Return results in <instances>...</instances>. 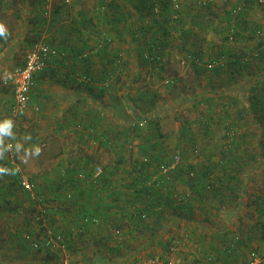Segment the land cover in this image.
<instances>
[{"label":"trees","instance_id":"1","mask_svg":"<svg viewBox=\"0 0 264 264\" xmlns=\"http://www.w3.org/2000/svg\"><path fill=\"white\" fill-rule=\"evenodd\" d=\"M109 1L110 0H100L96 10V18L90 17L88 13H79L81 20H79L78 23V21L76 22L72 18L71 13H67L68 15H66L68 20L72 19L71 25H69L68 28L71 32L78 34V36L83 34L82 30L89 33L88 30L91 31L92 29L93 31L94 28L100 26L101 31H97V33L94 31V35H96L94 47L90 45L91 42L85 43V47L83 50L78 51L76 57L84 67L91 69H94V67H101L99 79L97 78V74L93 73L90 69L80 76V79L87 81L90 85L98 83V81L99 83L101 82V89H99L98 92L101 99L104 95L112 94L111 92L116 85L122 83L123 67H137L140 70L150 65L153 72L157 70L163 71L164 54L169 47V36L171 34L175 33L183 38L184 41L182 42L185 49L189 42L195 40L194 28L187 23L188 17L185 15L180 16L182 11L179 0H123L133 6L136 17L135 20L129 18L124 12V8H122L120 4L121 0ZM175 2L179 4V11H175ZM211 2L212 0H206L205 5H203L202 1H200L196 6H207L209 8L212 5ZM258 5H261L258 0H238L233 9L228 11L226 19L227 26L225 29L228 31L229 35L224 37L225 43L232 44V42L247 39L249 35V40L260 41L256 47L240 52L232 47L223 48L221 53L217 55V59L220 57L226 58V65L212 70L202 68L201 65H197L194 62L191 63L193 70L197 74L209 73L214 77L212 81L209 80L204 92L200 91L197 93L198 98L196 99L197 103H195V108L200 105L205 106L206 112L202 114L205 121L202 124L205 128L203 131L206 133V136L212 132L215 117L221 120L227 119L231 117L230 109L232 105L237 107L244 103V106L238 111V118L242 119V116L249 117L256 125L257 129V147L260 158L252 160L253 163L243 162L242 158L244 156L240 153L239 143H236L237 132L235 130L230 135L231 144H229L228 149L224 151L221 163L210 165L202 164L198 167L190 166V168L182 166L183 158L185 157V149L183 150V148H180L171 157L166 154L168 151L164 145L165 135L161 132V123L158 115L156 113L151 115L148 112H144V109L141 110L142 112L138 113L134 108V104H132L133 101L131 99L127 101L125 95H123V100L115 96L113 97L114 99H112L116 102L113 105H120L119 114L117 115L116 112L112 113L114 117L113 120H116L117 123L125 127L124 130H121V128H114L110 123L109 125L111 128L109 129L113 131L114 136L109 134L110 131L108 129L109 133L106 131H101V133H99L92 125L86 128L82 122L78 120L73 121V126H76V129L80 127L85 133L96 136V139L101 141V147L113 150L117 155L118 165L116 164L115 167L112 165L102 167L90 161V163L86 165L87 167L85 170L62 169L59 172L60 180H58L56 185V191L61 192L62 195H65L69 200L73 199L72 194L71 198L68 197L70 195L69 189L73 186H77L78 182L85 184V186L95 194L101 193V203L99 202L96 207L93 208V211L90 210L89 207H86V213L84 215L80 214L81 211L77 212L79 220L73 229L76 231V229L80 227L81 222L87 217L98 219L100 223L99 226L95 227V230H101V246L96 245V249L98 248L97 251H99L100 247L101 250H103V247L108 244L106 242H109L110 239L115 241L116 238L119 239L117 245L106 250L105 258L113 261V258L121 257L120 249L125 247L128 235L130 234L128 229L132 228V232L137 231L143 233L147 229L153 228L152 226H155V220L152 219V216H158V220L160 221L162 216L167 213H172L176 219H178L177 216H179L180 221L186 218L189 222L193 223L195 221L196 209L201 207L199 210L205 212V209L211 208L210 202H213L214 204L212 205L218 210L215 211L213 216L220 220L219 223L225 225V220H222V218L230 220V233H223L221 236L217 237L224 248H221L220 245L216 246V248L210 245V249L214 251L211 250L212 253H206L201 256V259H197L194 264H233L234 261H237L235 260V255H237L242 248L250 249L254 241L264 242V221L261 220V218H264V184L262 186L263 189L257 192H252L253 187H251L253 181L251 179L252 173L264 167V37L260 34L264 30V27L258 24L259 21L254 15H251V13L254 12V7ZM63 6H61L60 9H56L55 12L63 11V13H65V8ZM65 6L70 7L71 4H65ZM156 8H159L161 11L160 17L157 16L155 12ZM190 8L191 6L189 4L184 7V9ZM47 10V15L44 17L45 20L43 22L50 21L52 10ZM174 15H179V19L172 20ZM93 19H95L94 27L92 23ZM143 20L149 21L150 25H142L141 22ZM178 25L181 26L180 29L176 28ZM194 25H196V23H194ZM108 26H111L112 30L113 26H122L123 32H120L118 36L119 46L127 45L125 42V32L130 34L129 40L131 44L128 46V48L130 47L128 55H133L131 60L133 64L130 66L129 63L123 64L122 51L117 49V45H115L116 40L111 33L108 32ZM198 27L201 29V26ZM88 35V38H90V34ZM230 37H232V41H230ZM48 44L56 48L50 43ZM186 52L187 55H190L192 58L201 60V53L199 50H188ZM59 60L60 59H55L52 61L51 66ZM119 60H122L120 64H118ZM95 61H98V63L96 64ZM138 69L135 68V70ZM1 85L4 87L3 81ZM168 86H170V84ZM8 89L7 87L4 88L5 91H8ZM33 89L30 99L33 94ZM149 92L150 91L144 93L143 91H139L141 96L144 97L141 102L143 103V101L146 100L154 105L156 103L155 98L157 93L151 91V94H148ZM180 98L182 99L180 100ZM179 100L178 108L188 104V100L184 99L183 96H179ZM200 100L203 101L200 102ZM146 101H144V103ZM127 108L136 112L127 114ZM10 112L11 108L9 111V120L12 121L13 127V124L20 119L21 115L13 122ZM105 119L101 111V125L103 120L105 121L104 124L106 123ZM12 127L9 129L10 133H12ZM144 127L146 129L145 132L143 129ZM101 128L103 127L101 126ZM192 132L191 128L184 126L180 133L182 141L187 145L198 143V138L193 137ZM132 134H134V136ZM134 137H138L142 141L138 146V154L142 159L141 161H136V165L134 164L132 169L129 167V169L125 170L124 168L122 169L126 164L124 154L131 153L135 142ZM120 138H124V140L119 141ZM96 139L94 137V141H97ZM242 139L245 138L243 137ZM177 154L180 156L181 164L175 171L176 173H173L175 175L173 177L171 174V177L161 175L162 169L169 167V164L173 162ZM248 156L245 155L246 158H248ZM16 161L18 162V154ZM97 166L102 167L103 174L99 180L93 183L91 179L93 178L94 169ZM0 168L7 169L5 173H0V177L4 176L8 180L5 184L0 183V209H2L3 212H9L14 215L26 212L32 215L31 218H35L34 214L36 215V213H38V206L40 204V206L46 210L45 218L43 214H40L43 220L37 223L40 229L38 234L33 231V227L37 226L34 224L33 219H27L23 226V231L15 233L20 244L33 251H46L50 257L49 260L59 259L57 254L66 256L78 250L77 244L81 241H85V237L92 231L91 228L86 227L85 232L74 234V231H72L73 229L70 231L64 228V221V225H58L61 223V218L64 216L62 215L60 218H57L56 214L53 213V208H47V205H50L52 202L48 200L44 192L40 190L38 181L34 177L28 178L31 183L34 184L35 194L39 197V200L32 199L31 194L21 187L20 182L23 175L13 162L0 161ZM242 173H245V176H242ZM79 174H84L88 182L84 183L80 181L77 178ZM153 177L159 178V182L162 184L155 187L147 186V183L152 180ZM117 178H119L120 182L118 181V183L120 184L115 185V180ZM242 182L243 184H241ZM179 183L186 186L187 191H189L188 193H183L180 197L176 194L178 191L177 185ZM17 193H20V195L28 201V206H30L29 210L25 207L24 202L20 201L19 197H17ZM104 196L109 199L107 203L103 200ZM244 199L247 200L246 206L248 209L252 210V214L256 213V215L259 216L255 218L250 215L251 213H246L245 216H250L251 219L254 217L256 222L254 226H247L249 228L243 227L245 230L242 234L241 231L238 230H242L241 224L243 225L242 220L240 221V210L243 207L242 202ZM99 208H101V214L97 212ZM121 215H123L120 219L121 223H117L116 216ZM108 222L116 224L111 230L112 233L110 228L106 226ZM201 222L204 225V231L199 232V229L196 230L192 228L191 235L195 238H199L200 236V239L210 240L211 237L208 235L211 230L205 227L204 221ZM233 225H235V228H232ZM45 226L46 228L52 229L54 234L59 233L63 236L64 244L66 245L65 254L62 252H53L40 243L45 234ZM236 228L238 230H236ZM213 231L220 232L222 229L221 227H217L216 230ZM33 233L37 234V237L33 235ZM254 233L257 234L256 238L253 237ZM188 234L190 233L188 232ZM188 234L186 236H188ZM230 234L232 235L229 240ZM74 235L77 237V242L73 241ZM233 235L235 236L232 237ZM27 237H30L31 241L38 244L36 249L33 248V245L28 243L29 240H27ZM175 239L176 238H171L168 243L163 246V254L166 255L171 249L173 250L177 247L175 245L176 243H174ZM178 240L181 241L180 239ZM190 240L194 242V240ZM189 245L195 244L191 243ZM251 250L252 252L251 256H249V260L237 261L235 264L253 263L254 260L260 256V249L252 248ZM137 262L139 261L136 259L134 263ZM164 262L168 264L167 260ZM260 264L264 263L261 262Z\"/></svg>","mask_w":264,"mask_h":264},{"label":"rangeland","instance_id":"2","mask_svg":"<svg viewBox=\"0 0 264 264\" xmlns=\"http://www.w3.org/2000/svg\"><path fill=\"white\" fill-rule=\"evenodd\" d=\"M206 0H179L180 5H181V15H185L188 17L187 23L191 25V27L194 28L195 32V40L192 42H189L187 45V48L185 49L184 44L182 41L183 38L179 37L177 34H171L169 36V47L166 49L165 54H164V67L163 71H154L152 70V67H143V69H138V70H133L134 67H123L124 70L122 72V83L116 85L114 90L111 92L112 94H107L104 95V97L101 99L103 102L102 103V109H104L103 115L105 116L106 123L104 124L106 127L107 126H113L114 128H118L121 130H124L125 127L121 126L120 123H117L116 120H113V112H116V114H119L120 110V105H113L112 99L115 96L116 98L119 97L120 100H123V95H125V99L128 101V99H131L133 101L132 104H134L135 110L139 112H142L141 110L144 109V112H148L151 115H154L155 113L158 115L160 119V128L161 132L165 135L164 138V145L166 147V150L168 151L166 154L169 155L170 157L175 154L177 150L180 148L185 149V159L183 158L182 166L190 168V166L193 167H198L201 166L202 164H218L221 163L222 156L224 154V151H226L229 147V144H231L230 138H231V133L236 130L237 132V139L236 143H239L240 147V153L244 157L242 158L243 162L245 163H253L252 160L260 158V154L258 151V145H257V129L256 125L252 122V120L249 117H244L242 116V119L238 118V111L241 109L242 106H244V103L241 104L240 106L238 105L237 107L232 105L230 109L231 117L227 119L221 120L220 118L215 117L213 121V126H212V132L211 134L206 136V133L203 131L205 128L203 126V122L205 121L202 117V114H205L206 109L205 106H198L195 108V103H197V93L204 92L206 90L207 83H209V80L212 81L214 78L212 74L209 73H203V74H197L191 65V62L186 63L185 65H182L183 59L187 56L186 51H195L199 50L201 53L200 56V61H201V67L205 68L208 70L207 63L214 61L217 59V55L221 53V50L223 48H234L237 51H245L250 48L256 47L260 41L258 40H249V35L247 39H243V41H238V42H232L231 43H225L224 37L228 36L229 33L225 29L227 26V14L229 10H232L233 7L237 4L238 0H212L211 6L208 8L207 6H196L198 3ZM209 1V0H207ZM121 2V3H120ZM119 3L121 4V7L124 8V12L128 15L129 18H132L135 20V11L133 9V6L126 1L121 0ZM258 2L261 5H258L254 7V12L251 13V15L256 17L259 21L258 24L264 27V0L261 3V0H258ZM98 0H86L85 1V6L83 9H88V15L92 18H96V10L98 8ZM190 5V9H184L187 5ZM186 11V12H185ZM254 13V14H253ZM73 19L79 23V17L76 16V12L74 11L73 14ZM131 16V17H130ZM75 17H77L75 19ZM81 19V18H80ZM131 19V20H132ZM173 20V19H172ZM72 19L68 22V27L71 25ZM93 27L95 25V19L92 21ZM136 23V22H135ZM196 23V25H194ZM133 24V22H132ZM142 25L148 26L150 25V22L148 21H142ZM182 25V24H181ZM198 26H201V29H199ZM177 29H180L181 26L178 25L176 27ZM83 32L85 30H82ZM88 34H90L92 42L90 45L94 47L95 45V39L97 31L100 30V26L96 27L93 29L88 30ZM108 32L111 33L113 38L116 40L115 45H117V49L122 51L123 54V64L125 65L126 63H129V66L133 64L131 62L132 56L133 55H128V50H130V47L128 46L131 44L130 39V34L126 33V38L125 42L127 43L126 46H119L118 44V36L120 32L122 31V26H113V30L111 26H108ZM129 42V44H128ZM135 51V50H132ZM162 69V67H161ZM6 73V72H5ZM4 76V74H3ZM2 76V77H3ZM116 76V75H115ZM210 77V78H209ZM166 80H170L173 84L168 86L166 84ZM4 88H6L4 86ZM126 89V90H125ZM125 90V92H124ZM139 91H143L144 93L148 91H155L157 93V96L155 98L156 103L154 105L150 104L149 102L146 101L144 103L141 102V100L144 98L141 96ZM8 95L10 96L9 98H12L11 95V89H8ZM148 94H151V93ZM179 96H183L184 99L188 100V104L184 105L182 107L178 108L179 102L182 98L179 100ZM203 100H200V102ZM116 103V102H115ZM125 104V103H124ZM143 104V105H142ZM124 110V108H123ZM244 110V109H242ZM118 111V112H117ZM127 114H133L134 110L127 108L126 109ZM187 122V123H186ZM35 123H37L36 119H34L32 116H29L27 114V111H25L20 119L13 124L12 127V133L10 135L8 134V138H4L3 142V147L5 149V154L3 153L4 156H2V159L5 161L7 160L8 162H13L18 170L21 171L22 175H25L27 177H36L37 175L42 173V168L39 167L40 161H41V156H47L46 152H41L39 154H35L33 151V147L31 145L32 151H27L26 148H24V145L26 143L28 144V141H32V138L37 137L34 130ZM111 123V124H110ZM110 124V125H109ZM119 125V126H118ZM39 129L40 126H43V123L41 125L37 124L36 125ZM186 126L188 128L192 129L193 137L198 138V143L193 145H187L185 144L184 141H182V138L180 137V133L182 132L183 127ZM147 127V125H146ZM21 129V133H19ZM145 132V127L143 128ZM41 130V129H40ZM142 130V129H141ZM35 133V134H34ZM15 134V140L18 139V143L20 145H17L16 147L10 151L8 148L9 141L12 139V135ZM29 135L30 137H27L26 135ZM150 134V133H149ZM134 136V134H132ZM39 136V135H38ZM190 136V135H189ZM23 137V138H22ZM47 137V136H46ZM245 139H242V138ZM206 138V139H205ZM10 139V140H8ZM29 139V140H27ZM43 139V138H41ZM135 142H134V147L131 150V153H125L124 158L126 164L122 167L125 170L132 169L134 164L136 165V161H141L142 157L139 156L138 151H139V143H141V139L138 137H134ZM261 139V138H260ZM40 140V139H39ZM38 140V141H39ZM124 140V138H120L119 141ZM50 143H47L49 146L53 145L52 141H49ZM15 143L14 145L18 144ZM47 144H44L47 146ZM185 144V145H184ZM43 145V144H41ZM40 145V146H41ZM68 146L71 145L70 142L66 140H62V142H58L57 148L60 149L62 146ZM195 145V146H194ZM185 148H184V147ZM20 147H22L20 149ZM42 148V146L40 147ZM20 149V150H17ZM257 151H258V156H257ZM179 152V151H178ZM17 154H18V162L16 161L17 159ZM248 156V158L245 157ZM49 156V154H48ZM36 157V158H35ZM168 157V156H167ZM251 158V159H250ZM83 159V158H81ZM256 162V161H255ZM96 163V161H95ZM102 167H107L109 165H112L115 167L117 164V155L114 153L113 150H101V161H98V163ZM181 164V161L179 165ZM118 165V164H117ZM178 165V167H179ZM177 167V168H178ZM65 169V168H64ZM121 169V171H122ZM45 170H49L48 168ZM177 170V169H176ZM175 170V171H176ZM173 173H176V172ZM171 174L172 177L175 174ZM242 176H245V173L241 174ZM37 176V177H38ZM171 177V176H170ZM252 185L253 187L252 192L255 191H261L263 188L264 184V167L261 169L257 170L256 172L252 173L251 176ZM243 184V182L241 183ZM177 192L176 194L178 197L182 195L183 193H188L186 186H183L181 183L177 185ZM17 197H19L20 201L24 202L25 207L27 210L30 209V206H28V201L24 199L20 193L16 194ZM63 203H65L63 201ZM243 207L240 210L241 214V219L242 223L245 225L247 223L250 226L255 225V218L257 217L256 213L251 214L254 216L252 219L250 216H245L247 211V200H243ZM212 204L213 202H210V210L208 209L209 214L212 213L215 214V211H218L216 207H214ZM61 206H64L63 204H59ZM38 213L36 215L34 214L35 218H31L32 215L29 213H22L18 215H14L9 212H3L2 209H0V242L3 240H7L8 236V231L12 230L13 233H16L18 231H23V226L26 223L27 219H33V222L35 225L33 227L34 233L40 232V229L38 227V221L43 220V217L40 215L41 210L40 206H38ZM47 208H51V206L48 204ZM215 208V209H213ZM201 207H198L196 211L198 213H204L200 211ZM123 217L121 216H116V222L121 223L120 219ZM45 218V217H44ZM222 220H225V223L227 227H222V231L216 232L211 230L210 234L208 235L211 237V239H200L195 238L193 235H191V229L194 228L196 225L195 223H184L185 232L183 235V239L181 242L178 244L176 243L175 245L177 246L173 250L171 249L166 255H158L155 254L154 258H147L145 255H139L137 256V260L139 262L134 263L133 260L130 261V257H125L124 254H122L124 251L127 254H132L129 253V251H132L131 249L124 247L120 249V255H122L120 258L124 260L125 258L128 260H124L122 262H119L120 260L115 258L116 260H110L108 258L105 259L106 256V250L111 249L114 247V245H117V241L115 240H109V242L105 247H103V250H96V246L93 245V247L88 248L87 250H82V246L84 244L78 243L77 247L78 250L75 252H71V254H67L66 256L62 254H57L59 259L56 260H50L49 263L46 262L45 259H49L50 257L48 256V253L46 251L38 252L34 250L33 254H26V263L30 261L32 264L34 259H37L41 257L42 259V264H86L85 260H82L84 257L91 259L96 258V256H100L101 258L107 260L109 263L108 264H165V260L168 261V264H194L197 259H201L200 257L205 255L206 253H212L209 247L212 245L214 248L216 246H221V248L224 246L221 244L220 240H218V236H221L223 233H230V220H227L225 218H222ZM184 221V219H183ZM180 221L179 225H182V222ZM177 222V219H176ZM175 222V223H176ZM174 223V224H175ZM107 228H110V231L113 229V226L116 225L113 222H108L106 223ZM58 225H64L63 223H59ZM176 225V224H175ZM54 226V225H53ZM55 227V226H54ZM53 228V227H52ZM232 228H235V225H233ZM241 229L236 230L241 231L243 234L244 228L243 225L241 224ZM187 230V231H186ZM188 232L190 234H188ZM33 235H37L34 234ZM112 233V231H111ZM94 234H98L100 236L101 230H92L89 235L85 237V241H89V239H93ZM188 234V236H186ZM111 235V234H110ZM232 234L229 235V240ZM233 235L232 237H234ZM37 237V236H36ZM35 237V238H36ZM182 237V236H181ZM253 237L256 238L257 234H253ZM194 240V242L191 240ZM128 240V238H127ZM17 238H15L14 241L11 243L5 244V243H0V252L2 253L3 248H8L7 251L6 249H3L2 255H7L9 256L11 252L15 251L16 249H20V244L17 242ZM125 241V239H124ZM219 241V242H218ZM194 243L195 245L189 246V244ZM259 241H254L253 244H251L250 249H241L240 252H238L237 255H235V260L237 261H245L249 260V256H251L252 248L256 249L258 247ZM187 244L188 248H184L183 245ZM91 246V245H90ZM80 248V249H79ZM213 248V249H214ZM260 249V248H259ZM214 251V250H212ZM16 253V252H14ZM260 253V258L258 257L259 264L262 262L264 263V252L259 250ZM35 254V255H34ZM114 257V256H113ZM132 257V256H131ZM114 259V258H113ZM25 261V259H24ZM67 261V262H66ZM93 261V260H92ZM112 261V262H111ZM153 261V262H151ZM237 261H234L233 264H235ZM118 262V263H117ZM232 262V260H231ZM95 264V263H92ZM100 264V263H99ZM206 264V263H204Z\"/></svg>","mask_w":264,"mask_h":264},{"label":"crops","instance_id":"3","mask_svg":"<svg viewBox=\"0 0 264 264\" xmlns=\"http://www.w3.org/2000/svg\"><path fill=\"white\" fill-rule=\"evenodd\" d=\"M64 1L65 0H0V23H3L7 30L6 37H0V123L9 120V111L14 102L13 93L11 92L12 98H9L8 92L5 91L7 89L4 90V87L1 85L3 74L16 68L24 67L26 56L35 43L48 42L58 48L61 54L58 58L60 60L51 67H48L43 73L37 74L34 77V89L27 114L37 121L33 130L37 137L32 138V141L27 139L29 141L28 144L26 143V145H24V148H26L27 151H32V146L35 154H37V148L40 149L39 153L43 151L46 152L47 156L42 155L39 164V167L42 168V173L39 174V176L37 175L38 177L34 176V178L38 181L40 190L44 192L48 200L52 202L50 206L53 208V213L56 214L57 218L63 215L64 217L61 218V223L64 221V228L71 231L79 220L77 212L81 211L80 214L84 215L86 213V207H89L90 210L93 211V208H95L99 202L101 203V193L95 194L89 190L85 184L78 182L77 186H73L69 189L70 194L73 195V199L69 200L65 195H62L61 192L56 191V185L58 180H60L59 172L64 168L85 170L87 167L86 165L90 163V161L94 163L95 161L96 163L101 161V150L107 149L106 147H101V141L99 139L97 140L96 136L85 133L80 127L76 129V126H73V121L78 120L82 122L86 128L92 125L99 133H101V131L108 132L109 130V134L112 136H114V134L113 131L109 129L111 128L110 126H103L104 120L101 125V111L104 113L105 109H102L101 96L98 94L99 89H101V82L99 83L98 81V83L90 85L87 81L80 79V76L89 69L97 74L98 79L100 78L99 73L101 67H94V69L84 67L76 57L78 51L83 50L85 47V43L92 42L91 37L88 38L89 35L85 31L78 36V34L71 32L68 28L67 21L70 20L66 17V15H68L67 13H71L73 18L75 11L76 16L81 20L79 13H88V9H83L86 0H71L70 7L65 6ZM99 3L100 0H98L97 4ZM61 6L65 8V13L59 10V12H55V10L60 9ZM47 9L52 10L50 21L43 22L45 20L44 17L47 15ZM77 17H75V19ZM95 62L96 64L98 63V61ZM133 70L135 71V68H133ZM114 103L113 101L112 104ZM41 123H43V126H40L38 129L36 125H41ZM101 126L103 128H101ZM19 133H21V129ZM26 136L30 137L28 134ZM8 137V134H3V136L0 137V140H2V142H0L1 162L7 161H4L2 156H4L3 153L5 154V149L3 147L4 138ZM15 137L16 135L13 134L12 140L9 141L8 148L10 151L14 146L20 145L18 139L15 140ZM94 137L97 141H94ZM62 140L70 142L71 145H65L58 149V142H62ZM49 141L55 144L49 146L47 144L50 143ZM15 143L18 144L14 145ZM44 144H47V146ZM40 145L42 148H40ZM21 148L22 147H20V149ZM47 168L49 169L48 171L45 170ZM116 180L115 185L120 184L118 183L119 178ZM7 182L8 180L6 177H0L1 184ZM103 200L107 203L109 199L104 196ZM63 201L65 203H63ZM59 204H63L64 206ZM248 210L247 212L252 214V210ZM204 211V213L195 211V221L193 223L197 225L194 229H199V232L204 231V225L201 221H204L205 227L210 230H216L217 227L225 228L227 226L226 223L225 225L219 223L220 220L213 216L212 213L209 214L208 208ZM97 212L101 214V208H99ZM177 217L178 219L176 222V218L172 213H167L162 216L160 221L158 220V216H152V219L155 220V226H152L153 228H149L143 233L137 231L132 232V228L128 229L130 234L128 235L125 247L131 249L132 251H129V253H133V255L127 254L125 251L122 254H124L125 257H130V261L133 260V262L136 261L139 255H145L147 258H154L156 257L154 256L155 254L162 255L164 251L163 246L168 243L171 238H176L175 241L177 244L182 241L186 228L184 227V223L192 224V222H189L185 218L184 221L183 219L181 220L183 221L182 225H179L180 219L179 216ZM261 220L264 221V218H261ZM247 226L250 225L247 223H245V225L243 224V227L249 228ZM89 228L95 230L94 226H89ZM72 231H74V229ZM94 237L95 238L89 241L80 242L84 244L81 247L82 250H87L93 247V245L101 246V234L100 236L94 234ZM15 238H17L15 233L10 230L8 231L7 240H3L0 243H5L8 246ZM73 238V241L77 240L75 235ZM118 240L119 239L116 238L117 243L119 242ZM15 242L20 244L18 238ZM184 246L188 248V245ZM20 247V249L11 252L9 256L6 254L2 255L3 249H6V251L8 249L3 248L1 250L2 253L0 252V264H30V261L26 263V254H33L34 251L25 248L21 244ZM258 247L264 252L263 241H259ZM100 249L101 247L99 250ZM96 250H98V248ZM115 258L119 259V262L126 259L122 260L120 257ZM115 258L113 260H116ZM105 259L96 256V258H92L93 261L88 258H83L82 260H85L86 264H108L109 262ZM45 260L47 263L50 262L49 259ZM41 262L42 259L39 257L34 259L32 264H42Z\"/></svg>","mask_w":264,"mask_h":264},{"label":"built area","instance_id":"4","mask_svg":"<svg viewBox=\"0 0 264 264\" xmlns=\"http://www.w3.org/2000/svg\"><path fill=\"white\" fill-rule=\"evenodd\" d=\"M205 2H202L203 5H205ZM262 2L263 0H261V3ZM65 4L70 5L71 0H65ZM174 7H175V11H179L178 3L175 2ZM155 12L157 13V16L160 17L161 11L159 10V8H156ZM172 19L178 20L179 15H174ZM260 34L261 36L264 37V30ZM230 41H232V37H230ZM59 57H60V52L58 49L51 47L46 42H39L33 45L30 51L28 52L26 56V62L24 68H16L4 74L2 78L3 84L5 87L11 89L14 95V103L12 104L11 112H10L13 122H15L16 119L19 118V116L22 115L23 112H25L29 106V100L34 86L35 75L43 73L49 66H51L52 61L58 59ZM121 62L122 60H119L118 64H120ZM189 62L191 63L194 62L197 65H201L200 60L194 59L190 55H187L183 59L182 65H185L186 63ZM225 65H226V58L220 57L219 59L207 63L206 67L209 70H212L217 67H224ZM166 84L172 85L173 83L170 80H166ZM179 163H180V156L177 154L174 157L173 162L169 164V167L162 169L161 175H164L165 177H170V174H172L177 169ZM102 174H103L102 167L101 166L95 167L91 182L95 183V181L101 178ZM77 178L84 183L88 182L84 174H79ZM159 181H160L159 178L153 177V179L147 183V186L149 187L160 186V184L162 183H160ZM20 185L23 189L27 190L31 194L32 199L39 200V197L35 194V186L33 183H31V181L27 176L23 175L21 177ZM68 197L71 198L72 195L70 194ZM40 208H41L40 209L41 214H43V216L45 217L46 210L41 206ZM99 223L100 221L98 219L87 217L84 219L83 222H81L80 227L76 229L75 234L85 232L86 227L89 226L97 227L99 226ZM44 228H45V234L43 236L42 242L40 243L43 244L45 248L50 249L53 252H59V253L62 252L65 254L66 245L64 244L63 236L59 233L54 234L52 229L46 228V226ZM27 240H29L28 243L33 245V248L35 249L37 248L38 244H36L34 241H31L30 237H27ZM251 264H259L258 258H256L254 262Z\"/></svg>","mask_w":264,"mask_h":264},{"label":"clouds","instance_id":"5","mask_svg":"<svg viewBox=\"0 0 264 264\" xmlns=\"http://www.w3.org/2000/svg\"><path fill=\"white\" fill-rule=\"evenodd\" d=\"M7 30L5 28V25L3 23H0V37H6ZM12 127V121L6 120L2 123H0V137L3 136V134H10L9 129ZM2 142V140H0ZM40 149H36V153L39 154ZM7 169L0 168V173H5Z\"/></svg>","mask_w":264,"mask_h":264}]
</instances>
